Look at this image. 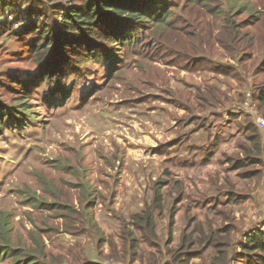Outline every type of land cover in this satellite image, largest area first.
I'll list each match as a JSON object with an SVG mask.
<instances>
[{"label": "rangeland", "instance_id": "rangeland-1", "mask_svg": "<svg viewBox=\"0 0 264 264\" xmlns=\"http://www.w3.org/2000/svg\"><path fill=\"white\" fill-rule=\"evenodd\" d=\"M196 1L197 8L185 4L182 7L179 3L174 17L184 20L190 14L188 21L198 27L197 40L187 39L188 31L181 29L185 25L182 22H177L175 28L159 23L142 30L137 48L147 51V46H160V41L151 36L156 29L164 32V40L179 38L183 42L185 39L187 43H183L190 48L186 52L189 57L207 56V62L202 59L197 71L179 70L180 66L165 64L164 59L151 61L146 57L147 52L136 54L133 43L114 45L116 54L111 55L112 60L90 59L86 51L83 55L77 44L71 47L67 43L68 38L77 39L78 30L67 28L63 22L64 11L82 4V0H0V105L8 107L7 112L20 111L17 116L26 121L20 128L10 122L9 127L0 130V248H7L8 252L0 254V264H60V261L89 264L92 250L99 253L97 259L103 264H149L153 259L152 249L144 233L134 225L133 212L142 208L140 204L150 201L154 192L148 190L146 196L139 197L136 193L128 194L125 188L118 191L113 186L114 178L123 174L119 159L130 137L136 144L156 146L158 138L170 141L176 136L177 126L162 137V129L157 127L162 115L155 108L167 106L163 100L174 96L178 82L182 86L210 84L213 92L224 100L229 90L237 93L230 103L236 112L242 111L239 104L252 92L257 101L256 105L253 99L254 109L264 118V102L260 104L257 100L264 93L262 13L250 22L255 25L242 29L252 30L258 45L252 52L242 53L239 60L226 49L230 37L222 25L223 16L210 12L214 1ZM239 5L236 3L235 9ZM246 18L244 13L235 17L237 23ZM57 41L67 47L63 60L70 63V72L74 70L78 74L63 80L60 73L58 79L56 75L50 82L42 80L39 87L36 86L39 83L29 84V78L40 81L39 59L51 58L50 65L58 66L55 64L62 53L55 51ZM249 52L252 55L247 59ZM238 64L240 73L227 77L223 69L230 68L233 73L231 67ZM147 91L151 94L148 97ZM166 126L171 128V123ZM114 146L120 157L116 165L114 158L102 157L114 151ZM132 152L129 150L128 154ZM139 156H144V152ZM263 172L259 173L262 180ZM95 173L109 176L102 186L91 188L95 181L92 183L87 176ZM173 199L162 197L164 207L155 211L163 236L170 222ZM177 208L175 226L183 227L186 217L182 215V207ZM238 209L210 210L218 237L221 233L217 227L224 222L217 212L233 213ZM259 222L254 227L264 231L263 210ZM237 233L238 227L229 230V238L236 240ZM134 240L135 248L126 253ZM173 245L179 246V241L173 240ZM215 250L209 248L205 258L192 263L220 261L215 258ZM236 256L230 264H237Z\"/></svg>", "mask_w": 264, "mask_h": 264}, {"label": "trees", "instance_id": "trees-1", "mask_svg": "<svg viewBox=\"0 0 264 264\" xmlns=\"http://www.w3.org/2000/svg\"><path fill=\"white\" fill-rule=\"evenodd\" d=\"M200 1L202 2L206 0ZM213 1L214 5L212 10L210 9V12L217 16H223L222 25L225 32L228 33L230 37V41L225 43L226 49L230 53L232 52L235 54L234 58L236 59H239L242 53H246V50H250L252 52L253 48L258 45L256 42V35L252 32V30L243 31L242 29H245L247 25H255V23L250 22L253 19H258L259 13H262L264 17V0ZM197 2L198 1L196 0H82V4H75L71 10L64 11V26L71 30H78L77 39L75 37L68 38L67 43L71 47L75 46L73 44H77V46L83 50L81 51L83 55H85L86 52L89 53L90 59L99 57L111 60V55L116 54L112 48L114 45L133 43L136 54L142 55V53L147 52L146 57H149L151 61H154V59H156V61L164 59L166 61L164 62L165 64L169 63L176 65L175 67L180 66L177 68L179 70L184 68L197 69L199 68V62L202 59L207 62V56L200 55L193 56V58L189 57L186 52L190 48L188 45H185L187 43L185 39L183 41L185 44L179 38H175L171 41L167 39L164 40L163 38L165 34L164 32H159L160 30L158 31L156 29L151 35L160 41V46H147V51H142L141 47L137 48V46H139L137 44L139 41L138 35L142 32V30L146 29L145 27L151 28L159 23L171 25V28H175L177 22H182L185 25L181 29L188 31L185 34L187 39L195 40L196 37H199V31H195L198 27L192 26L188 21L190 20V14L184 17V20H182L180 16L179 18L174 17V15H176L175 9L179 8L177 7L179 3L182 7L185 4L192 5L194 8H197ZM236 3H240L237 9H235ZM243 13L247 18L237 23L235 17ZM197 18L199 17L197 16ZM259 25L262 26L263 23L261 22ZM190 28L192 30H190ZM159 33L161 34L160 36H158ZM173 42L177 44H172ZM196 42L198 41H195V43ZM196 45L190 46L195 47ZM66 49L67 47H64L61 42L57 41L55 51L62 53V57L59 56L57 60L58 62L55 64L58 66L54 68L50 65L53 60H51V58L46 59L44 56L38 60L39 65L42 66L38 76L40 81L37 78H35V81L34 78H29L30 80L28 79L27 82H31L33 84L39 83L36 85L39 87L42 80L48 79V82H50L56 77V75L58 79L60 73L63 80L71 78L72 75H77L78 73H75L74 70L70 72V63L63 60V57L66 56ZM251 52L246 54L248 55L247 59L251 58ZM117 57L119 59V56ZM239 60H242V58ZM117 63L118 61H116L115 64ZM52 67L53 69H51ZM231 68L234 69L235 72L231 73L230 68L227 70L223 69V72L227 77H232V75H238L240 73L239 64L238 66ZM49 69L51 70L46 73ZM248 77L253 80V77L247 75V78ZM177 84H179V82ZM157 87L158 86H156V89ZM219 88L222 89L221 87ZM229 92L230 90L228 93ZM173 93L174 96H169L174 99L173 102L186 109V113L184 115H175L177 121H194L196 119H203L204 114H207L212 108L217 107V103L220 100H224V98L220 97L218 93L213 92V87H211L210 84L207 85V83L205 85L198 84L194 86L179 85ZM228 93H226V98L229 97ZM251 96L252 101L253 99L255 100L252 92ZM257 100L260 101V104L264 102V93L257 96ZM255 102L257 105L256 100ZM5 107L6 106L0 105V130H2L3 127H9L7 124L10 122L15 126V128H20L25 125L26 121L22 120L16 114L21 113L20 111L15 110V112H7V109L9 110V108ZM232 109L233 106H230L228 112H234ZM6 117L9 119L6 120ZM253 140L255 142H252L251 145L254 150L252 149V151L248 154H256L257 151H260L261 142L257 141L256 137H254ZM262 147L261 152H263L264 149ZM102 157L107 159L112 158L110 155H107V157L102 155ZM254 159L256 160L257 158L255 157ZM99 163L100 165L106 164L104 162ZM244 164V162H240L235 163L233 166L240 167ZM111 167L113 168L114 166ZM159 180H162V178ZM159 180L154 182L155 190H152L154 192L153 198L150 201H145L143 208H140L138 212H133V218L136 219L134 225L141 231L142 234L144 233L143 235L146 238L145 241L152 249L153 259L150 260L149 264H193L191 263V257L198 255L203 256L204 254L206 257L209 248H216L215 252L217 255H215V258L220 259V261L216 260L211 264H230L229 261L232 263L234 262V251L238 248V246L239 250L237 253L240 254H236L237 264L239 262H242V264H264V231L255 227L242 229V231L239 230V233H237L236 240L234 237L232 238L233 240L230 239L229 230H235L237 228V222L232 216L229 217V212L225 210H220L216 214L228 221V224L224 223L223 226L220 224L219 227H217L218 232L221 233V236L219 237L216 230H214L212 220H209V218H207L206 221H201L199 219H196L195 221L189 219V222L185 227H176L174 214L178 209L177 204L179 199L174 197L170 203L172 204V207L169 209L171 217L167 227V232L166 235H164L162 242H160L161 235L163 234L161 233L160 235L159 233V216L156 219L155 211L164 207V204L161 202L162 197L164 196L157 191L160 190L161 186ZM228 190L233 192L231 188ZM165 197H167V195H165ZM210 199H212L210 207L212 210L214 208H219L218 203L225 202V200H222L220 193ZM230 200L238 201L236 193H233V195L230 196L229 202H231ZM189 208V201H187L184 208H182L184 210V213L182 214L184 217H188ZM176 231H179L178 235L175 234ZM176 236H178L179 246L173 245L172 243ZM135 241L136 240L133 242L131 241L129 244V250L126 253L130 254L131 250L135 248ZM126 250L127 248H125V251ZM7 253V248H0V254L5 255ZM94 253L95 251L92 250V262H89V264H94V262L103 264L99 259H97L99 258L97 255L99 253ZM132 256L133 253L130 258H132ZM34 263L36 262H33V264ZM60 264L64 263L60 261Z\"/></svg>", "mask_w": 264, "mask_h": 264}, {"label": "crops", "instance_id": "crops-1", "mask_svg": "<svg viewBox=\"0 0 264 264\" xmlns=\"http://www.w3.org/2000/svg\"><path fill=\"white\" fill-rule=\"evenodd\" d=\"M194 70L197 71V69ZM175 87L173 86V89ZM228 94L229 97L220 100L217 107L203 115V119L194 121H177L175 115H184L186 109L176 105L173 102L174 99L170 97L164 99L167 106L155 108L159 116L162 115V118L160 117L157 121V127L162 129V137L168 130L173 131L175 126L179 129L178 133L176 136L172 133L173 137L170 141L158 138L156 146L136 144L130 140V137L124 143L125 152L121 158L118 156L115 147L117 144L114 142V151L109 152L108 155L114 158L115 165L119 158V161L122 160L120 170L123 173L114 178L113 186L116 190L125 188L128 194L136 193L139 197L146 196L148 190H155L154 182L162 178L159 180L160 190L157 191L163 196L178 198L177 205L182 208L189 201L190 208L184 227L193 217L201 221H206L207 218L212 220L210 216L212 199L210 198L218 193L221 194L222 200H225L218 203L219 208H239L229 213V217L232 216L235 219L240 231L261 224L260 214L262 210L264 211V172L263 180L259 173L261 169L264 170V155L261 152V147L264 145V132L248 111L228 112L230 101L236 98L237 93L230 91ZM145 95L148 97L151 94L147 91ZM158 95L159 93L156 92V96ZM167 123H171V128L167 129L170 127L166 126ZM254 137L261 142L260 151L256 154H248L252 149L254 150L251 145L255 142ZM129 150L133 152L128 154ZM143 152L144 156H139ZM240 162L245 164L240 167L233 166ZM108 176H99L95 173L87 177L92 183L95 181L91 184V188H94L106 183ZM87 185L88 183L85 182V186ZM229 188L233 192H230ZM233 193H236L238 201L230 200L229 202ZM234 203L238 204L233 205ZM140 205L143 208L144 204ZM223 222L228 224L224 218ZM175 234L178 235L179 231ZM163 237L161 235L160 242ZM175 239L178 241V236ZM238 250L239 246L234 251L235 255L240 254L237 253ZM201 257L205 258V255L191 257V263L200 261Z\"/></svg>", "mask_w": 264, "mask_h": 264}, {"label": "built area", "instance_id": "built-area-1", "mask_svg": "<svg viewBox=\"0 0 264 264\" xmlns=\"http://www.w3.org/2000/svg\"><path fill=\"white\" fill-rule=\"evenodd\" d=\"M254 107H255V104L252 101V96H250V94H248L246 101L244 103H241L239 106L241 110H246L250 114H252L255 122L260 127V129L264 132V118L260 115L259 112H257L256 109H254Z\"/></svg>", "mask_w": 264, "mask_h": 264}, {"label": "clouds", "instance_id": "clouds-1", "mask_svg": "<svg viewBox=\"0 0 264 264\" xmlns=\"http://www.w3.org/2000/svg\"><path fill=\"white\" fill-rule=\"evenodd\" d=\"M239 106H240V104H239ZM233 111H235L234 109H232ZM264 148V147H263ZM263 155H264V149H263Z\"/></svg>", "mask_w": 264, "mask_h": 264}]
</instances>
